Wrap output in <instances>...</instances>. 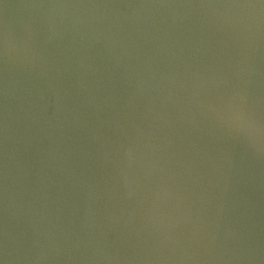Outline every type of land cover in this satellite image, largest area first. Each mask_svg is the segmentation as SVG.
<instances>
[{
    "label": "water",
    "instance_id": "1",
    "mask_svg": "<svg viewBox=\"0 0 264 264\" xmlns=\"http://www.w3.org/2000/svg\"><path fill=\"white\" fill-rule=\"evenodd\" d=\"M0 264H264V0H0Z\"/></svg>",
    "mask_w": 264,
    "mask_h": 264
}]
</instances>
